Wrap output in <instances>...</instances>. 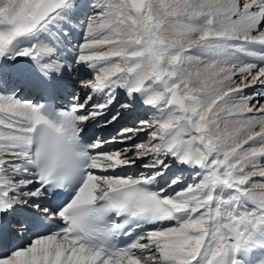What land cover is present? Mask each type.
I'll list each match as a JSON object with an SVG mask.
<instances>
[{"label":"snow or ice","instance_id":"1","mask_svg":"<svg viewBox=\"0 0 264 264\" xmlns=\"http://www.w3.org/2000/svg\"><path fill=\"white\" fill-rule=\"evenodd\" d=\"M0 264H264V0H0Z\"/></svg>","mask_w":264,"mask_h":264},{"label":"bare ground","instance_id":"2","mask_svg":"<svg viewBox=\"0 0 264 264\" xmlns=\"http://www.w3.org/2000/svg\"><path fill=\"white\" fill-rule=\"evenodd\" d=\"M116 147H119V145H116Z\"/></svg>","mask_w":264,"mask_h":264}]
</instances>
